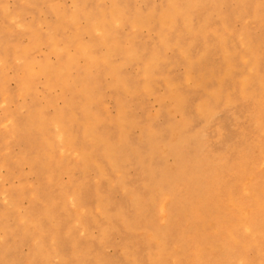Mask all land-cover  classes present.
<instances>
[{
  "label": "rangeland",
  "instance_id": "1",
  "mask_svg": "<svg viewBox=\"0 0 264 264\" xmlns=\"http://www.w3.org/2000/svg\"><path fill=\"white\" fill-rule=\"evenodd\" d=\"M116 1L127 16L121 25L120 19L113 18V0H0V251L11 246L8 264H30L39 246H43L46 264H160V259L162 264H176L175 259L181 257V247L176 245L183 242L190 254L183 264H197L192 247L200 241L212 247L225 244L224 255L210 252L206 256L208 264H264V236L261 241L235 247L226 236L228 229L221 227L235 219L225 190L218 200L222 204L214 211L205 200L214 189L201 193L202 204L194 202L198 212L192 210L191 217L200 224L194 232L185 229L177 206L167 221L158 200L149 199L146 187L147 182L161 186L164 177L179 172L180 159L190 162L189 170L202 167L198 158L203 151L204 157H213L221 167L216 170L208 164L211 186L220 178L238 197L245 181L239 162L249 159L255 167L262 156L259 147L264 148V0H199L196 7L183 4L190 18L184 11L170 25H164L161 18L168 0ZM76 2L91 9L93 24L100 16H112L114 22L109 26L119 40L116 49L109 51L98 40L97 31L61 20L57 7L70 13ZM137 17L144 19L142 24H135ZM80 22L85 25L88 17L82 15ZM54 26H59L61 42L78 53L66 77L87 84L94 96L92 110L99 117L95 132L116 145L114 154L121 162L117 167L105 157L104 144L93 145V135L86 134V95L76 85L66 86L65 77L56 74L52 81L41 74L29 92L21 90V79L28 73L18 51L30 47L29 58L40 62L68 58L48 41L37 44L35 40L34 31L49 33ZM78 39L92 46L100 63L91 66L86 61ZM131 43L137 48L135 56L124 52ZM107 54L111 63L102 59ZM153 55L157 60L149 74L146 62ZM114 65L120 66L132 91L118 86ZM200 77L206 85L199 83ZM244 77L252 80L246 90ZM169 79L185 95L182 105H177ZM222 83L225 92L219 95ZM200 101L211 104L212 110L199 111ZM122 109H128L123 123ZM35 110L43 111V123L30 117ZM61 113L68 123L64 130L57 125L63 121ZM13 124L18 125L16 132ZM175 130L183 140L180 158L174 153ZM72 131L77 134L76 143L63 145L60 133ZM49 142L54 143L60 162L48 160ZM83 143L93 150L94 162L81 160ZM35 158L46 164H35ZM255 173L264 184V168ZM175 180L173 188L184 181ZM162 189L168 191V187ZM138 197L147 203L136 204ZM16 199L18 206L12 203ZM254 215L263 233L264 211H254ZM211 217L218 219L219 230L208 227ZM34 262L42 264L40 259Z\"/></svg>",
  "mask_w": 264,
  "mask_h": 264
},
{
  "label": "bare ground",
  "instance_id": "2",
  "mask_svg": "<svg viewBox=\"0 0 264 264\" xmlns=\"http://www.w3.org/2000/svg\"><path fill=\"white\" fill-rule=\"evenodd\" d=\"M168 0L167 6L164 8L161 18L164 25H170L173 19L177 14H182L184 11H186V15L188 16V19L191 16V13L189 10H186L183 4H187L189 7L198 6L199 0H189L187 3L181 0ZM57 12L59 14V17L61 20L66 24H73L77 26L79 29H86L89 31H97V38L100 42H103L109 51H113L116 49L119 45V40L117 35L111 30L109 23H113L112 16H100L99 20L93 24L91 22V9L88 8V6H81L76 2L75 9L68 13L65 9L57 7ZM124 7L119 3V1L113 0V18L114 19H120L118 22H120V25L124 23V21H127V16L125 17L124 14ZM7 14L9 11L6 9ZM87 16L88 22L85 25H82L80 22V17ZM15 19V18H14ZM67 20V22L65 21ZM135 21V24H142L144 19L141 17H137ZM188 23V22H187ZM22 26V25H21ZM24 26V24H23ZM60 26V25H59ZM58 26V27H59ZM58 27H52L50 28L49 33H39L37 31H34L36 42L37 44H40L41 41H48L51 43L52 48L57 53L65 52L68 54V58L65 61H58V62H40V61H34L33 59L29 58V55L31 54V48L25 47L22 51H18V57L24 58L25 62L23 63V66L26 68L28 75L26 77H23L21 79L22 83V92L26 93L29 92L32 87V82L38 77V75L45 74L50 81H52L53 77L56 75L61 76L62 78L65 77L66 80V86L68 85H76L79 90H82L86 97L83 101V111L86 118V134H92V144L93 145H99L104 144L106 151H105V157L108 158V160L113 164L114 167H117L121 162L117 157L115 156V149L116 145L106 138L102 133H96L95 132V124L96 119L99 118L98 115L92 110V102L95 99L91 92H89L87 84L84 86L79 85L77 83H74L73 81H69L67 76V72L69 70V67L73 64V62L76 59V55L78 53L72 52L69 50L68 46L66 44H63L61 42V39L58 34ZM30 28V27H29ZM161 38L162 42L167 44L168 38L165 35V32H161ZM78 48L80 51L85 53L86 61L92 66L93 64H98L101 61V58L94 54L92 50V46L84 43L82 40L78 39L77 41ZM1 45V43H0ZM1 48V46H0ZM124 52H127V55L135 56L137 54V48L136 46L131 43ZM183 53L186 56H189V51L187 48H183ZM206 54H204V57ZM2 56L0 55V61H3ZM156 56H152L147 60L148 70L147 72L150 74L152 71V67L154 66V61L157 59ZM105 62L111 63L112 59L107 54L105 57L102 58ZM5 62H7L5 60ZM7 64V63H6ZM260 62H258V65L260 66ZM113 73L116 78V82L119 87H123L126 90L132 91V85L129 84L128 79L126 75L122 72L120 69V66L114 65L112 67ZM195 72L194 64L192 65V68L190 70V74L194 75ZM199 83L201 85H206V80L203 77H200L198 79ZM252 82L251 79L244 77L242 79V85L244 89L246 90L248 87L249 82ZM168 83L173 88V97L177 100V105H182L186 101L185 95H183L181 92L175 89V83L173 80L169 79ZM225 83H222L220 86V92L219 95H222L225 92L224 89ZM1 93H4V91H1ZM199 108V111L203 109L212 110L211 104H208V102H202L200 101L197 105ZM128 109H122L120 113V122L123 123L126 120V117H128L127 113ZM32 116V120L35 121V119L41 120L42 123L43 120H46L44 113L42 110H35V112H32L30 114V117ZM60 117L63 119L62 122L58 123L57 125L61 126L64 130L66 126H68V123L64 121L63 115L61 113ZM185 124V122H184ZM16 132L18 130V125L13 124L12 131ZM264 132V128H263ZM176 149L174 151L175 155L178 156V154L181 152L179 147L181 148V145L183 144V140L181 138L180 132L175 130L174 137ZM75 139H77V134L73 131L65 134L63 132L60 133V142L63 145H72L75 142ZM198 139L195 140L194 144L196 143V148L200 150V146L198 144ZM81 151H82V161L91 163L95 160V154L93 153V150H90L86 144L81 145ZM156 149L151 151L152 156L155 155ZM199 162L202 167H198L193 170H189L190 168V162L184 161V159H180V165L179 169L180 171L175 173L174 176H166L164 177V181L160 182L161 186L155 187L156 183L153 182H147L146 187L149 190L150 193V200L157 199L159 204V209L164 214V217L167 221L171 220L173 218L172 216V210L174 206H177L179 209L181 219H183V225L185 229H192L194 232H197L200 229V224H196V222L191 217V211L194 210V213L198 212V209H195V203L202 204L203 201L201 199V193L209 190H213L210 197H205V200L209 201V205L211 207L209 210L214 211L216 208H218L219 204H222L221 202H218L221 196V192L223 190L226 191L228 197L227 202L228 206L233 210L232 216L235 218L228 227L222 223L221 227L227 228L228 232L226 233V236L228 237L231 244H234L235 247L242 244L245 246L248 242L250 243V240L252 242H258L261 241V238L264 236V232L258 228L257 221L255 220L254 211L256 212H263L264 211V184H262V181H258L256 179V176L258 175L255 173V170H261L264 168V148L263 146L259 147V155L262 156L258 158V161L256 163V166L249 165V159H242L239 164L242 171V176L244 177L245 181L241 185L239 189V195L234 193L232 194L233 187H227L225 182L221 180L220 178L217 179V184L211 186V182L209 179L211 178L210 175L207 174L208 170V164L211 165V168L214 169L216 167V170L221 169L219 165V161L217 160L216 163L213 160V157H204V152H200ZM47 158L49 161L53 162H60V159L56 158V153L54 151V143L49 142L48 150H47ZM179 158L181 156H178ZM37 165H45L46 161L39 160L38 158H35L32 160ZM56 165H58L56 163ZM204 165L206 167H204ZM230 167V166H228ZM218 176V175H217ZM187 177V179H185ZM219 177V176H218ZM209 178V179H208ZM183 180L184 181L180 184V186H175L176 180ZM243 179V180H244ZM242 180V181H243ZM262 185V188H260ZM168 187V191H165L162 188ZM181 187V189L179 188ZM256 188H260L257 190ZM146 189V188H145ZM141 194V193H140ZM200 194V195H199ZM142 195V194H141ZM143 198V200H142ZM138 197V200L136 201V204H141L144 200V197ZM148 199V201H149ZM226 202V201H225ZM12 203L15 206H18V199L13 200ZM147 203V202H146ZM38 223H35L36 227H38L40 221H37ZM208 227H214V230H219L220 227L219 221L216 217H211L207 220ZM197 226V227H196ZM203 227V226H202ZM178 248L181 247L180 254L178 255V259H175L176 264H183V260L186 259L190 254L188 252V248L184 247L183 242H179L176 245ZM175 248V246H174ZM175 248V249H178ZM204 248L207 250L204 253ZM11 249V246L6 247L4 251H0V257L1 261L0 264H8V257H9V250ZM173 251L170 252L172 254ZM215 255H224L226 252L225 244H219L216 247H212L211 245L204 244V242H194L192 247V256L193 260L197 262V264H208V260L206 256L209 254ZM204 255V256H203ZM46 255L43 253V246H39L36 248L34 255L29 261L30 264H35L34 260H41V263L46 264ZM160 264L163 263V260L160 259ZM12 264L14 262L12 261ZM240 264V263H238Z\"/></svg>",
  "mask_w": 264,
  "mask_h": 264
}]
</instances>
